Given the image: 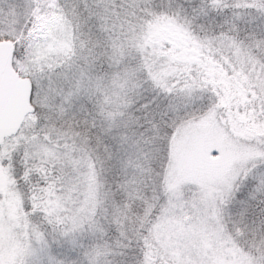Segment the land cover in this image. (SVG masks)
<instances>
[{"label":"snow or ice","instance_id":"1","mask_svg":"<svg viewBox=\"0 0 264 264\" xmlns=\"http://www.w3.org/2000/svg\"><path fill=\"white\" fill-rule=\"evenodd\" d=\"M0 264H264V0H0Z\"/></svg>","mask_w":264,"mask_h":264}]
</instances>
